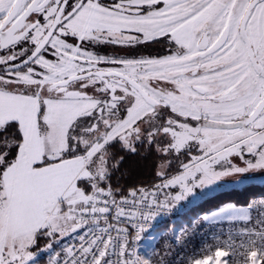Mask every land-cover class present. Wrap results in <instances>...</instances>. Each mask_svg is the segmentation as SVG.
I'll list each match as a JSON object with an SVG mask.
<instances>
[{"label": "snow or ice", "instance_id": "6c2138e0", "mask_svg": "<svg viewBox=\"0 0 264 264\" xmlns=\"http://www.w3.org/2000/svg\"><path fill=\"white\" fill-rule=\"evenodd\" d=\"M161 38L170 54L159 57L92 50ZM142 140L164 156L161 183L118 199L109 149L135 152ZM258 169L264 0H0V264H37L44 252L48 264H149L133 246L142 220ZM73 235L78 245L55 251ZM241 235L190 264L218 252L221 264H264V219Z\"/></svg>", "mask_w": 264, "mask_h": 264}, {"label": "trees", "instance_id": "16d2710c", "mask_svg": "<svg viewBox=\"0 0 264 264\" xmlns=\"http://www.w3.org/2000/svg\"><path fill=\"white\" fill-rule=\"evenodd\" d=\"M166 52L161 51L160 55ZM154 54H150L153 56ZM109 170L111 188L119 193L118 197L124 196L128 191L147 186L152 189L161 178L157 175L164 156L158 152L155 144L140 141L136 144V151L131 152L118 142H114L109 149ZM186 160V158H184ZM178 168V162L167 168L168 174H174ZM107 188L108 185H102ZM264 196V184L259 182L245 183L242 186H232L227 189L213 193L188 207L182 206V213L175 218H185L187 222L191 219L213 210L224 203H235L237 205L248 204L253 197ZM170 218V217H169ZM161 225V224H160Z\"/></svg>", "mask_w": 264, "mask_h": 264}, {"label": "rangeland", "instance_id": "374dc122", "mask_svg": "<svg viewBox=\"0 0 264 264\" xmlns=\"http://www.w3.org/2000/svg\"><path fill=\"white\" fill-rule=\"evenodd\" d=\"M161 40H162V42H159L156 44L152 43L151 45H148L147 47H143L141 50L139 49L140 56L152 57L150 55L147 56V54L149 52L159 51V50L168 51L170 49L169 44L163 38H161ZM136 52H137L136 49L129 50L128 55L136 56L137 55ZM181 119H183V118H181ZM193 154H195V152H193ZM233 161H234V163L238 164L241 168L244 167V162L241 161L239 158L234 157ZM185 162H187V159L185 160ZM253 181L264 184V169H258V170H254V171H245L242 174L224 176L209 186L195 187L194 191L191 194L187 195L184 199H181L178 202L169 200L168 204L170 206H176L177 208L181 209L183 205L185 207H188L191 204H194V203L200 201L201 199H203V198H205V197H207L213 193H216L220 190L227 189V188H230L232 186H234V187L242 186L245 183L247 184V183H250ZM165 191L171 192L173 195H175V193L178 192L179 189L178 188L177 189H166ZM117 198H120V197H117ZM248 204L237 205L233 202L232 203L227 202V203H224L223 205H220L219 207H217L213 210H210L206 213L198 215L197 217L191 219L189 222H187L185 218H180V217L175 218L177 215H172L171 217H174V219H175L172 221L173 226H169L165 230L164 229L158 230L156 234L161 235V233H164L165 237L175 238V237H178L179 235H184L185 233L188 234L187 231L191 230V227H192L191 224H193V223L198 224V223H201L202 221L203 222H209V223H219V222H231V221H235V220H243V217H247V215H249V205ZM181 213H182V210H180V212L177 214L180 215ZM176 222H178L179 224H176ZM174 224H176V225H174ZM152 233L153 232L149 233V237L148 238L146 237L147 239L144 242V249L147 251H149V249L151 248V245L148 242L150 240L149 238L152 236L150 234H152ZM66 238H68V237L62 238L61 241L66 239ZM46 243H48V240L46 241ZM192 254H194L192 256V259L197 258V257L202 255V253H200L198 251H194ZM222 255H223V253L218 252L214 259L205 258V260L203 261V264H221ZM253 263L257 264V261H255Z\"/></svg>", "mask_w": 264, "mask_h": 264}, {"label": "built area", "instance_id": "2783aa9c", "mask_svg": "<svg viewBox=\"0 0 264 264\" xmlns=\"http://www.w3.org/2000/svg\"><path fill=\"white\" fill-rule=\"evenodd\" d=\"M140 188L151 190L147 186H141L135 189H140ZM130 191H128L124 196H128ZM159 198L163 200V195H161ZM248 205H249V218L247 220H235L231 222H220L213 225H207L204 228L203 231L204 233L199 248L196 251L202 253L201 250L204 249L206 246L218 243L219 241L226 240L229 237H231L233 240L239 243V241L242 238L241 235L242 233H244L246 230H253V231L256 230L258 221L260 219H264V216L261 215L262 213H264V196H257L252 198ZM180 210H182V208L179 209L176 206H170L168 204L166 208H162L159 212L154 214L152 218L146 221L143 220L141 221V223L143 224V231L139 233V239L133 245L139 256L142 257V255H140L139 252V247L141 245L144 236L149 232L157 229L162 223V221L165 220L166 218H169L172 215H178L177 213H179ZM109 221L111 222V217H109ZM89 226H93V225H91L90 223ZM100 226L101 227L105 226L103 221H100ZM120 226H127V225H120ZM84 230H85L84 228H81L78 230V232L83 233ZM129 233H130L129 239L131 240V236L136 234V229L129 227ZM113 235L115 234L113 233ZM74 243L77 245L79 243L75 235L62 240L60 244H53V248L55 249V251H60L61 245L66 244L71 246ZM193 255L194 254H191L190 256H186L189 262L192 260ZM41 264H48L47 252L44 253Z\"/></svg>", "mask_w": 264, "mask_h": 264}, {"label": "crops", "instance_id": "0c3cea01", "mask_svg": "<svg viewBox=\"0 0 264 264\" xmlns=\"http://www.w3.org/2000/svg\"><path fill=\"white\" fill-rule=\"evenodd\" d=\"M160 183L161 181L158 184ZM248 218L249 215H247L246 218L243 217V220H247ZM173 220H175L174 217L166 218L157 229L151 231L153 233L150 234L152 236L149 238L150 240L148 242L151 245L149 251L144 249V242L151 232L144 236L139 247V252L140 255H142V258L149 260V264H189L190 262L187 260L186 256L191 255L197 248H199L204 228L207 225L216 224L203 221L198 224L193 223L191 224V230L187 231L188 234L185 233L184 235H179L175 238L165 237L164 233H161V235L156 234L158 230H165L167 227L173 226ZM176 224L179 223L176 222ZM46 241V238H40L37 242V247L43 248L47 244ZM33 251H36V248H34ZM44 253L39 257L37 264H41ZM255 261L254 256L250 258L251 264H255L253 263Z\"/></svg>", "mask_w": 264, "mask_h": 264}, {"label": "flooded vegetation", "instance_id": "af4514ba", "mask_svg": "<svg viewBox=\"0 0 264 264\" xmlns=\"http://www.w3.org/2000/svg\"><path fill=\"white\" fill-rule=\"evenodd\" d=\"M161 42H162V40H161ZM152 43L156 44V42H150L149 45H151ZM142 48H143V46H138V48L136 49L137 50L136 56H140L139 49L141 50ZM92 50L98 51L99 54L106 55V56H125V55L129 54V49H123L119 46H111V45H95V46H93ZM162 51H164V50H162ZM164 52H166V53L163 55L170 54V49L168 51H164ZM160 53H161V50L153 51V52H149L147 54V56H149L150 54H154L152 57L163 56V55H160Z\"/></svg>", "mask_w": 264, "mask_h": 264}, {"label": "bare ground", "instance_id": "6f19581e", "mask_svg": "<svg viewBox=\"0 0 264 264\" xmlns=\"http://www.w3.org/2000/svg\"><path fill=\"white\" fill-rule=\"evenodd\" d=\"M119 199V198H118Z\"/></svg>", "mask_w": 264, "mask_h": 264}]
</instances>
